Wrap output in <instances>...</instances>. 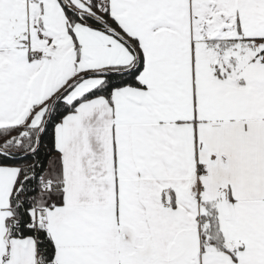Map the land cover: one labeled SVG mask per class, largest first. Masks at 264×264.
<instances>
[{
  "label": "snow or ice",
  "instance_id": "1",
  "mask_svg": "<svg viewBox=\"0 0 264 264\" xmlns=\"http://www.w3.org/2000/svg\"><path fill=\"white\" fill-rule=\"evenodd\" d=\"M0 264H264V0H0Z\"/></svg>",
  "mask_w": 264,
  "mask_h": 264
}]
</instances>
